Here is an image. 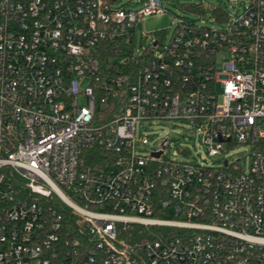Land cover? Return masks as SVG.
I'll use <instances>...</instances> for the list:
<instances>
[{"label":"built area","instance_id":"2783aa9c","mask_svg":"<svg viewBox=\"0 0 264 264\" xmlns=\"http://www.w3.org/2000/svg\"><path fill=\"white\" fill-rule=\"evenodd\" d=\"M133 1L0 0V264H264V0L162 54L136 33L163 0ZM174 121L248 166L138 153Z\"/></svg>","mask_w":264,"mask_h":264},{"label":"rangeland","instance_id":"374dc122","mask_svg":"<svg viewBox=\"0 0 264 264\" xmlns=\"http://www.w3.org/2000/svg\"><path fill=\"white\" fill-rule=\"evenodd\" d=\"M126 9L137 8L138 6L124 0ZM250 0H163L166 11L160 15H150L141 19L136 33V49L143 51L151 46L155 40H159L156 49L157 54H162L170 41L178 25L177 19L191 22L196 26L209 28H220L224 26L217 19V13L228 14L230 18H236L246 12ZM201 8V9H198ZM132 48V47H127ZM148 135L151 145L144 146L137 144L138 153L147 155L156 146V141L169 138V145L166 152L168 158L173 161H181L185 164L198 165L217 170L223 165V159L237 160L242 157L241 165L248 166L253 150L245 145L232 148L226 154L209 156L206 148L194 127L181 121L158 122L153 125L143 124L138 128V136ZM190 153L184 154L182 150Z\"/></svg>","mask_w":264,"mask_h":264},{"label":"water","instance_id":"95a60500","mask_svg":"<svg viewBox=\"0 0 264 264\" xmlns=\"http://www.w3.org/2000/svg\"><path fill=\"white\" fill-rule=\"evenodd\" d=\"M166 141H167V139H164V141H163V145H162V148H163V149H164L165 146H166ZM160 154H161V152H158L156 155L159 156Z\"/></svg>","mask_w":264,"mask_h":264}]
</instances>
